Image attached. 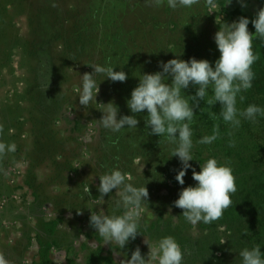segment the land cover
I'll return each instance as SVG.
<instances>
[{
	"label": "rangeland",
	"instance_id": "1",
	"mask_svg": "<svg viewBox=\"0 0 264 264\" xmlns=\"http://www.w3.org/2000/svg\"><path fill=\"white\" fill-rule=\"evenodd\" d=\"M261 8L263 0H194L176 9L168 0H0V142L15 144L0 154V253L11 264H122L137 247L146 257L149 246L173 236L183 264H214L220 254L198 252L209 223L191 224L174 206L180 191L197 183L200 165L190 161L184 185L177 182L175 145L150 135L146 110L136 114L137 128L119 133L99 120L109 102L118 118L132 115L131 92L162 62L211 61L219 26L246 17L255 29L251 20ZM94 65L128 78L98 74L97 103L82 106L81 76ZM114 168L149 193L138 210L139 234L123 249L106 244L89 223L92 211L127 210L115 207V189L97 202L99 177Z\"/></svg>",
	"mask_w": 264,
	"mask_h": 264
},
{
	"label": "clouds",
	"instance_id": "2",
	"mask_svg": "<svg viewBox=\"0 0 264 264\" xmlns=\"http://www.w3.org/2000/svg\"><path fill=\"white\" fill-rule=\"evenodd\" d=\"M194 0H168V6L190 7ZM214 5V0H208ZM243 6V4H242ZM250 20L240 17L231 24L223 23L215 33L214 42L220 53L214 65L208 60L191 58L188 61L171 59L162 62L161 71L141 75L137 87L131 92L127 106L132 115L118 118V107L109 102L104 105L99 123L113 133L124 129L137 128L139 120L136 114L147 111L145 127L150 128V135L164 137L168 143L175 145L172 157H178L181 169L175 179L184 185V176L193 161V132L191 124L195 116L194 109L198 101L208 99L209 104L221 105L219 117L233 128L239 127L241 117L256 122L258 116H264V108L250 104L246 109L237 107V98L243 101L242 92L252 87L254 72L252 65L258 59L253 51L254 38L264 39V8H261L255 18L251 20L255 28L254 34L249 31ZM92 73L81 76L82 84L79 103L87 106L96 102L99 84L96 81L98 74H103L113 82H125L127 74L115 71L111 65H94ZM170 80V82H169ZM196 89L195 96L185 95L184 90L189 86ZM194 101L195 103H190ZM127 126V128H125ZM2 130V126H0ZM219 134V128L213 130L212 135H205L196 141L197 144H211ZM15 144L0 142V154L14 152ZM195 186L183 188L179 198L174 201V206L183 210L184 218L191 224L197 222L211 223L219 219L223 211L232 203V194L236 192L235 176L233 169L226 163L219 162L216 158H209L200 171L193 170ZM100 193L97 202L104 201L103 197L116 190L119 199L115 201L118 209H127L123 214L107 215L104 210L92 211L90 226L103 237L106 244L115 243L120 249L125 248L130 240H135L139 234L140 214L139 209L147 203L148 190L145 185L135 186L128 182V174L114 168L99 177ZM86 195H90L89 185L83 188ZM147 256L141 254L139 247L131 254V258L122 261V264H183L184 251L173 236L161 237L152 246H149ZM241 264H264V252L256 245L244 248L239 252ZM0 264H11V261L0 253Z\"/></svg>",
	"mask_w": 264,
	"mask_h": 264
},
{
	"label": "trees",
	"instance_id": "3",
	"mask_svg": "<svg viewBox=\"0 0 264 264\" xmlns=\"http://www.w3.org/2000/svg\"><path fill=\"white\" fill-rule=\"evenodd\" d=\"M248 28L254 34L255 29ZM253 51L258 57L252 65L255 76L252 87L241 93L243 101L237 98V107L241 110L250 104L264 108V39L254 38ZM219 55V51L214 52L215 57L209 62L214 65ZM195 91L190 85L184 93L195 96ZM210 96L211 88L209 97L198 101L194 109L195 116L191 124L193 160L202 166L214 157L230 165L237 190L231 197L233 203L223 211L219 221L204 225L206 238L199 243L198 252L205 257L220 254L221 257L215 259L214 264H241L239 252L242 249L259 245L264 252V116H258L256 122L241 117L239 127L233 128L219 117V102L215 105L207 102ZM216 128H219V134L213 143H196L201 137L212 135ZM220 228L224 229L223 233Z\"/></svg>",
	"mask_w": 264,
	"mask_h": 264
}]
</instances>
